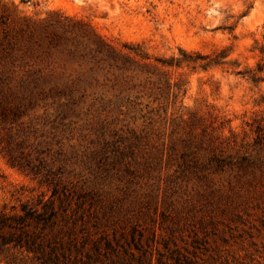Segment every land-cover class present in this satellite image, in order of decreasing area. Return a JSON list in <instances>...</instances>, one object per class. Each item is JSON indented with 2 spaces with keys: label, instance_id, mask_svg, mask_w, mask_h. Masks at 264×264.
<instances>
[{
  "label": "rangeland",
  "instance_id": "374dc122",
  "mask_svg": "<svg viewBox=\"0 0 264 264\" xmlns=\"http://www.w3.org/2000/svg\"><path fill=\"white\" fill-rule=\"evenodd\" d=\"M0 92V211L58 183L62 264H264V0H0Z\"/></svg>",
  "mask_w": 264,
  "mask_h": 264
},
{
  "label": "trees",
  "instance_id": "16d2710c",
  "mask_svg": "<svg viewBox=\"0 0 264 264\" xmlns=\"http://www.w3.org/2000/svg\"><path fill=\"white\" fill-rule=\"evenodd\" d=\"M34 84V88L39 87V83ZM25 101L31 103L32 97L23 95L14 103L9 101L6 95L0 97V119H6L11 115L19 116ZM52 189V194L47 200L41 197L37 202H23L19 209L13 206L10 213L0 211V251L11 245L25 248L26 251L34 253L43 264H62V257L69 258L67 253L62 255L59 251L58 246L63 245L61 242L63 240L51 239V231L58 220L68 219V207L62 204L68 196L60 192L58 183ZM62 194H65L64 197ZM58 201L60 205L57 206ZM130 233L135 248L142 250L143 231L138 225L133 224ZM104 239L107 249L113 247L110 239L106 237ZM94 247L95 251L100 253L98 251L101 245L95 242ZM92 259V255H89L88 260Z\"/></svg>",
  "mask_w": 264,
  "mask_h": 264
}]
</instances>
